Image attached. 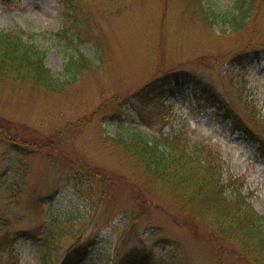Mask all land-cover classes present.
I'll return each instance as SVG.
<instances>
[{
  "label": "rangeland",
  "instance_id": "374dc122",
  "mask_svg": "<svg viewBox=\"0 0 264 264\" xmlns=\"http://www.w3.org/2000/svg\"><path fill=\"white\" fill-rule=\"evenodd\" d=\"M65 1L0 0V30L24 29L54 74L94 43L104 56L61 92L0 77V264H59L76 245L89 251L79 264H255L113 139L187 133L223 160L227 197L241 190L264 214V154L213 106L264 139V53L238 57L264 47V0L239 31L203 21L200 0H73L72 17ZM164 77L152 100L137 96ZM49 231L67 236L42 262Z\"/></svg>",
  "mask_w": 264,
  "mask_h": 264
},
{
  "label": "trees",
  "instance_id": "16d2710c",
  "mask_svg": "<svg viewBox=\"0 0 264 264\" xmlns=\"http://www.w3.org/2000/svg\"><path fill=\"white\" fill-rule=\"evenodd\" d=\"M65 2V9L72 17L75 3L73 0ZM254 2L255 0H237L233 8L215 11L206 8L204 0H200L199 10L203 21L215 20L228 26L231 31H239L244 28L248 13L254 10ZM67 34L66 38L71 40ZM25 35L27 33L21 27L0 30V77L26 84L35 83L46 89L61 92L67 85H72L74 81L83 77L86 71L96 67V62L99 66L103 64L104 56L98 48V43H94L97 47L95 57H88L78 50V53L68 57L62 68L63 73L58 76L46 65V55L41 46L30 36ZM73 36L77 39V35ZM262 53L264 47L253 52L244 51L238 54V57L260 56ZM173 75L176 76V73ZM162 81H165V77L155 79L138 92L137 96L145 98L147 95L148 100H152L154 97L149 95L153 91L156 93L161 91L160 89L165 86L161 85ZM194 83L199 84L196 85L198 90L208 95L207 84ZM218 100V104L215 102L213 106L225 111L227 118L232 121L233 128L259 144V150L264 154V139H255L250 126L233 115L232 110L221 98ZM113 140L137 160L152 182L160 185L183 210H193L202 222L216 229L224 238L233 240L244 257L255 264H264V214L253 207L241 190L227 197L226 191L230 185L224 182V162L210 145L193 141L191 136L182 131L159 135L140 132L128 138L117 137ZM66 236L63 231L59 233L49 231L40 242H37L36 244L45 250L44 253H40V260L46 262L47 256L55 250L56 244L64 241ZM88 254L87 247L70 246L59 264H79Z\"/></svg>",
  "mask_w": 264,
  "mask_h": 264
}]
</instances>
